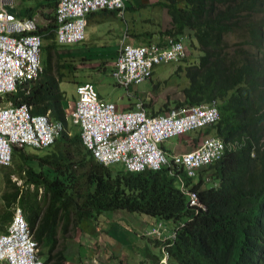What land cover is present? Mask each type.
<instances>
[{
	"label": "trees",
	"instance_id": "1",
	"mask_svg": "<svg viewBox=\"0 0 264 264\" xmlns=\"http://www.w3.org/2000/svg\"><path fill=\"white\" fill-rule=\"evenodd\" d=\"M30 1L22 12L39 10L48 19L37 32L49 41L42 45V72L29 93L13 97L22 95L34 113L49 109L51 118L63 119L66 130L42 154L13 146L11 163L0 165V231L17 202L35 226L37 242L48 249L40 251L47 253L44 263L61 264L64 252L53 248L59 231L71 222L92 216L99 226L105 212L136 211L155 217L145 220L147 230L138 233L143 243L159 248L157 255L148 245L135 243L144 256L139 264H264V0H186V7L177 0L162 2L175 30L159 32L178 37L190 28L201 50L184 64L188 83L175 105L215 100L219 110L216 122L181 140L196 145L215 134L226 143L221 157L193 176L181 171L185 186L204 204L197 208L188 205L168 167L130 171L119 163L103 164L82 144L78 124L68 127L60 83L74 66L59 49L66 47L67 53L76 46L56 42V0ZM12 173L22 182L12 179ZM165 252L167 262L160 261Z\"/></svg>",
	"mask_w": 264,
	"mask_h": 264
},
{
	"label": "built area",
	"instance_id": "2",
	"mask_svg": "<svg viewBox=\"0 0 264 264\" xmlns=\"http://www.w3.org/2000/svg\"><path fill=\"white\" fill-rule=\"evenodd\" d=\"M127 1L56 0V41L66 45L80 42L85 38L86 14L103 8H116L121 13ZM16 6V0H0V93L17 89L28 93L42 71L44 39L37 32L38 17L19 15ZM185 56L182 38L168 36L164 43L135 44L127 42L124 34L110 72L129 97H138L136 108H119L115 101L100 97L95 84L86 80L76 83V96L66 109L65 118L78 124L82 144L104 164L119 163L130 171L168 167L187 196L188 205L197 208L198 195L185 186L181 171L193 176L199 167L219 159L226 143L215 134L203 137L189 150L167 151L162 143L216 122L219 118L216 101L183 103L149 112L133 89L152 76L155 65ZM31 107L23 101L0 105V165L10 164L13 145L44 148L64 129L62 120L52 119L47 112L32 113ZM12 209L5 230L0 231V264H45L40 258L35 226L26 219L20 204H13ZM164 257L167 259L166 252ZM164 257L161 261L166 262Z\"/></svg>",
	"mask_w": 264,
	"mask_h": 264
},
{
	"label": "rangeland",
	"instance_id": "3",
	"mask_svg": "<svg viewBox=\"0 0 264 264\" xmlns=\"http://www.w3.org/2000/svg\"><path fill=\"white\" fill-rule=\"evenodd\" d=\"M22 4H25V2L31 3V1H22ZM129 2V1H128ZM130 5L127 6V9L125 11V17L126 19H128L132 24L136 25L135 23H139L141 22V24H145L146 28L148 29H153V27L155 26V24L153 23L152 19L147 15V13L145 11H143V9H141L140 6V1H136V0H130ZM26 5V4H25ZM51 9L48 8L47 11H50ZM37 13V17H38V21L41 24H44V22L47 20L45 19V16L42 13ZM119 19L115 18L112 20L111 24L115 26L116 23H119ZM138 21V22H135ZM140 26V25H139ZM98 31H95L94 34H97ZM49 39L44 38V43L48 42ZM185 43L188 45V49L192 52L195 53V49L194 47L191 46L190 44V40L185 38ZM91 46H97V42H96V38H93L91 40V42H89ZM195 43V40H194ZM196 44V43H195ZM72 47L73 46H77V43L75 44H70ZM197 46V44H196ZM63 49H59V55L66 60L67 62H70L74 67L72 68V70L68 71L66 70V73L64 74V78L63 80H66V78L69 80L67 83L66 81H63V87L66 88V84L68 87V97L70 98V101L73 100V98L76 96V93L74 92V85L82 80H89L94 82V84L96 83L98 90H99V85L98 82L102 81V87L101 90L103 93H107L105 94L107 98L109 99H113L116 100L118 103L122 104V108L126 107L127 104L131 101H133L134 103L136 101H138L137 97L135 95L133 96H128L126 89L117 84L113 78V76L111 75V72H109V70L106 71V74H104L103 79H101L102 73L106 67L105 62L106 59L100 58L98 55V52H94V51H84V54H80L79 51H77V49H72L70 52L66 53V47H62ZM84 58H81V57ZM188 56V55H187ZM186 56V57H187ZM42 57H43V52H42ZM56 58V56L54 57V59ZM190 58V56H189ZM180 61V60H172L169 62H165L162 63L160 65H158L155 68L154 73H158L159 71L167 74V72H169V70L171 68L172 71L170 72V76L172 78V80H169L171 82H166L165 81H161L160 79L154 78L155 80L153 81V83L156 82V85L153 86L154 88L152 90L149 91V95H148V99H146V105L150 108H156L157 110L160 109H165L167 110L169 105L173 104L175 105V101L179 98H181V92L179 91V94L176 96L175 94V89L173 90V88L175 87V84H172V81H176L178 78V74L174 71V69L177 67V65H175V62ZM187 62V61H186ZM184 71V70H183ZM182 77L185 78L184 72L182 73ZM75 79V80H74ZM151 85L150 80H145L142 81L138 84L135 85V87L137 88V90H147L148 86ZM74 92V93H73ZM144 97V96H143ZM171 97L172 101L170 102L169 99ZM131 100V101H130ZM144 101V99H143ZM65 103V102H64ZM145 104V102H144ZM131 108V107H129ZM128 108V109H129ZM72 123L69 121L68 122V127L72 128ZM196 132H200L199 130H195L193 131V133L197 134ZM189 132H186L185 134L187 135ZM192 132H190L191 135ZM188 135V136H190ZM178 140L177 136H173L171 138H169L168 140H166L164 142L165 145H169V143H176V141ZM193 145L195 144L194 141H192ZM28 148H31L28 146ZM37 153L42 154L44 152V149H36ZM104 164V163H103ZM173 175L175 177L174 174H170ZM11 178L14 179L16 178V174L12 173L11 174ZM176 178V177H175ZM2 187V183H1V175H0V190ZM187 197V196H186ZM199 199V197H198ZM200 201V205L199 206H204L203 202L199 199ZM123 213H118V211H114V210H110L108 212L104 213V216H102L101 220L98 222L99 225V230L100 228H103L104 231L106 230V234L103 233L102 239H98L96 237L93 236H97L98 235L94 232V228L93 226H95V220L92 216H85L82 219H80V221H78V224H73L72 222L67 226L66 230H63V232L60 230L57 236V241L54 245L53 251L57 250V249H62L63 252H66V254H74L72 255V258H74L76 261L79 260V257L81 255H83L82 251V246L79 245V243L81 242V239L84 238V236H86L85 233V229H84V225H86V229L88 230V224L90 225V229L92 231L91 234L93 235L92 238L93 240L92 245L94 246V250H93V259L92 261L96 264H106L108 263L109 259H111L112 257H114L113 251H112V247L110 245L111 242H113L114 240V244H117L118 242V247H120V245L125 244L127 247H131L132 243L131 242H135L136 244H143V245H148V249L150 251H152V253H156L157 255H159V248L155 246L154 243L145 241L143 243V238L139 235L138 231L139 230H147L146 228L140 229L139 227H137L138 222L136 223V221H143V219H149L151 216L145 214V213H139L136 211H126V210H122ZM106 214V215H105ZM126 217L129 220H134L132 221V223H130L129 221H126L125 218H122L125 222H122V220H113V218H117V217ZM155 219V217H152L149 219V222H152ZM83 220V221H82ZM115 221V222H114ZM86 222V223H85ZM111 222H114L111 225ZM165 225L167 226V224L171 225V223H168L167 221H164ZM112 227V228H110ZM106 228V229H105ZM98 233V232H97ZM91 236V235H90ZM164 237V235L162 236ZM147 238V237H146ZM66 240V242H65ZM79 245V246H78ZM99 245V247H97ZM135 245V244H134ZM133 245V247H134ZM43 244L39 245V250H43V252L48 251V249H44L45 247H43ZM133 247L131 249H133ZM152 249V250H151ZM52 251V252H53ZM124 251V250H123ZM126 251V250H125ZM144 251V250H143ZM117 252V250H116ZM134 252L133 254H136L137 257H130L133 254L131 252L126 253V259L130 260L132 259L134 264H139V262L142 260V252H140L137 247L134 248ZM96 254V255H95ZM124 259V258H122ZM82 260H84L81 257V263ZM164 260L167 259L166 257H164ZM161 261V259H160ZM132 262V261H131ZM48 264H55L53 262V260H51Z\"/></svg>",
	"mask_w": 264,
	"mask_h": 264
},
{
	"label": "crops",
	"instance_id": "4",
	"mask_svg": "<svg viewBox=\"0 0 264 264\" xmlns=\"http://www.w3.org/2000/svg\"><path fill=\"white\" fill-rule=\"evenodd\" d=\"M25 1H30V0H25ZM128 1L126 2L124 9L121 13H118V10L116 8H103V9H98V10H95V11H92V12L86 14L87 15L86 16L87 25L85 28V38L77 43V46L75 47V49H77V51H79L80 54H84V51L85 52L86 51L98 52L99 53L98 56L100 58L106 59V62H105L106 67H105V69L102 73V76H101V79H103V76H104V74H106V71L107 70H109V72L111 71V67L113 65L112 64L113 60L115 59V57L117 55V49H118L119 41L124 34L126 35L127 42L135 43V44L146 43V42L164 43L166 37H168V36H170L172 38H182L183 42L186 46V56L187 55L188 56L187 57L185 56L186 59H181L180 61L175 62V65H177V67L174 69V71L178 74V77H177L178 79L176 81H172V84L173 85L175 84V87L173 88V90L175 89L176 96L179 94V91L181 92V95H182L181 98H179L177 100H182L184 98L182 88L185 85H187V83H188V78H187L185 73H184L185 78L182 77V73L184 72L183 71L184 70L183 69L184 64L186 63V60L187 61H193V60L197 59L198 55L201 53V50L198 47L197 41L193 36V31L190 28H185L184 29L185 33L181 34V35L177 34L178 37H176L173 34V32H170V33H167V32H161L160 33L159 32L160 29L161 30H164V29L167 30V29L171 28L172 31L175 30L174 26H172V23H171L172 16H171L170 12L168 11V8L163 5L164 2H169V0H136V1H140L141 9H143V11H145L147 13V15L152 19L155 26L153 27V29H148V28H146L145 24H141V22L139 23L140 26L138 25V23H135L136 25H134L125 17V11L127 9V6L130 5L129 4L130 0H128ZM22 3L23 2L20 1V3H18V6H16V10H17V13L19 15H25V13L22 12V9L24 8V6L33 4L32 1H31V3H28V4L25 2L26 5L22 4ZM177 5L181 6V7H186L187 1L186 0H177ZM115 18H118L120 21H119V23H116L114 26L111 24V22ZM135 22H138V21H135ZM95 31H98V33L94 34ZM93 38H96V42H97V46H95V47L91 46L89 43V42H91V40ZM185 38L190 40V44L192 47H194L195 53H192L188 49L189 47L184 41ZM194 40H195V43L197 44V46L194 43ZM189 56H190V58H189ZM81 58H84V57L82 56ZM162 63H165V62H162ZM162 63H159V64L154 66L152 76L149 79H147V80H150V83H151V85L148 86L147 90H139L138 91L137 88L135 87V85L133 86V89H135L137 91V93L139 94V98L142 100V103L145 102L144 106L146 107V109L149 112L161 111L160 109L157 110L156 108H150L146 105V99H148L149 91L152 90L154 88L153 86L156 85V82L153 83V81L155 80L154 78L160 79L161 81L166 80V82H171L169 80H172V78L170 76V72L172 71V69L174 67L171 68L169 70V72H167V74H165L161 71H159L158 73H154L155 68ZM68 81L69 80L66 79V83ZM82 81H86V80H82ZM79 82H81V81H79ZM102 83H103L102 81L98 82L99 90H98V87L95 83V86L99 92V95L105 99L115 101L117 103L118 107L122 108V104L118 103L116 100L109 99L106 97L105 94H107V93H103L101 90ZM75 85H74V89H75ZM60 86L65 92V97H64L65 103L63 106H64V108L66 107V109H68V107L73 104L75 97L73 98V100L70 101V98L68 97L67 84H66V88L63 87V84ZM137 99H138V97H137ZM143 99H144V101H143ZM167 100H169L170 102L172 101L171 97ZM172 105L173 104L169 105V107ZM127 106H129L131 108H136V104L133 101L129 102L127 104ZM184 135H185V137H188V135H190V132L187 135L186 134H184ZM191 135L195 136V133L192 132ZM177 137H178V140L176 141V143H169V145H165L163 142L162 146L167 151L189 150L195 146V145H193L192 140L191 141H188V140L182 141L181 139L184 138L183 136H177ZM120 165H122V164H120ZM101 217L99 218V221L102 219ZM122 218H125L126 221H129L130 223H132V221H135V219L129 220L126 217H119V218L117 217V218H113V220H122V222H125ZM150 218H152V217H150ZM149 219H144L143 220L144 222L136 221V223L138 222L137 227L142 229L144 227V225L147 224V222H149ZM145 220H147V222ZM114 222H111V225ZM87 224L89 227L88 230L86 229V225H84V229H85L84 234L85 235L87 234V235L84 236V238H82L81 242L79 243V245L82 246L81 252L83 253V255H81L79 257V260L76 261L74 258H72V255H74V254H69V253L66 254V252H64L65 257H64L61 264H96L92 261L94 246L92 245V242H91L93 240V238H92L93 235L90 232V231H92L90 229L91 224H89V223H87ZM93 228H94V232L98 235V237L97 236H93V237H96L98 239H102L103 233L106 234V230L104 231L103 228H100V230H99V226L95 225V226H93ZM110 228H112V227H110ZM65 242H66V240H65ZM131 243H132L131 247H127L125 244H122V245H120V247H118V242H117V244H114V240H113V242H111L110 245L112 247L114 257L109 259L108 260L109 262L106 264H134L132 259H130V260L126 259V256H127L126 253H129V252L132 253V250H134V248H136V245H134L135 242H131ZM133 245H134V247H133ZM97 247H99V245ZM132 247H133V249H131ZM116 250H117V252H116ZM133 253H135V252H133ZM141 255L143 257L142 260H144L143 254H141ZM81 257L84 259V260H82V263H81ZM130 257L134 258L137 256H136V254H133ZM122 258H124V259H122Z\"/></svg>",
	"mask_w": 264,
	"mask_h": 264
},
{
	"label": "clouds",
	"instance_id": "5",
	"mask_svg": "<svg viewBox=\"0 0 264 264\" xmlns=\"http://www.w3.org/2000/svg\"><path fill=\"white\" fill-rule=\"evenodd\" d=\"M17 1V6H18V3H20V1L21 0H16ZM55 5H56V3H55ZM54 9H55V7H54ZM36 12H38V13H40V11L39 10H37ZM34 13V14H36L37 15V13ZM34 14H31V15H34ZM53 14H54V10H53ZM45 19H47V18H45ZM54 19H55V16H54ZM48 20V19H47ZM47 20L44 22V23H46L47 22ZM55 22H56V20H55ZM39 24H41L39 21H38V26H39ZM56 26H57V22H56ZM38 30V29H37ZM55 30H56V28H55ZM55 39H56V31H55ZM57 42V41H56ZM58 43V42H57ZM58 44H61V43H58ZM64 45H66V44H64ZM41 59H42V54H41ZM42 72V71H41ZM63 81H65V80H63ZM62 81V82H63ZM62 82L60 83V85H62ZM33 83V82H32ZM22 92L20 89H17V91H15V92H13V91H11V92H1L0 93V105H2V106H10L11 104L12 105H16V104H18V103H20V102H26L23 98H22V95H17V96H21L20 98H18L17 99V96H14L13 97V94H17L18 92ZM30 91V90H29ZM23 93V92H22ZM29 93V92H28ZM24 94H27V93H24ZM27 103V102H26ZM27 104H30V103H27ZM63 105H64V100H63ZM32 106V105H31ZM64 107V106H63ZM31 112H32V107H31ZM46 112L48 113V116L50 117V114H49V112H50V110L48 109V110H46ZM46 112H44V113H46ZM32 113H34V112H32ZM65 115H66V107L64 108V119L66 120V118H65ZM52 119H54V118H52ZM56 119V118H55ZM56 120H58V119H56ZM60 120H62L63 121V119H60ZM64 123V122H63ZM64 130H66V124L64 123V129L62 130V131H64ZM61 131V132H62ZM60 132V133H61ZM60 135V134H59ZM58 135V136H59ZM57 136V137H58ZM56 137V138H57ZM56 140V139H55ZM55 142V141H54ZM53 142V143H54ZM51 145V144H50ZM49 145V146H50ZM13 146H17V145H13ZM13 146H12V148H13ZM29 145H26L25 147H28ZM49 146H47V147H49ZM29 147H31V148H34V149H45V148H47V147H44V148H37V147H32V146H29ZM12 148H11V160H12ZM10 163H11V161H10ZM9 165V164H8ZM14 179H16V181H17V183H21L22 182V179H20V178H18L17 176H16V178H14ZM18 181H20V182H18ZM39 192H41V188L39 187ZM15 203H17V202H15ZM14 203V204H15ZM13 206V205H12ZM12 206H11V209H12ZM22 207V206H21ZM12 211H13V209H12ZM24 212V211H23ZM25 215V214H24ZM11 216H12V214H11ZM26 217V216H25ZM11 218V217H10ZM27 219V218H26ZM7 223V222H6ZM5 223V224H6ZM5 224H4V229L3 230H5ZM36 224H37V222H36ZM39 244V243H38ZM40 245V244H39ZM39 254H40V258L43 260V262H44V258H43V255L40 253V250H39Z\"/></svg>",
	"mask_w": 264,
	"mask_h": 264
},
{
	"label": "flooded vegetation",
	"instance_id": "6",
	"mask_svg": "<svg viewBox=\"0 0 264 264\" xmlns=\"http://www.w3.org/2000/svg\"><path fill=\"white\" fill-rule=\"evenodd\" d=\"M46 254V256H47V253H45ZM45 254H42L43 255V258H45L46 256H45Z\"/></svg>",
	"mask_w": 264,
	"mask_h": 264
}]
</instances>
